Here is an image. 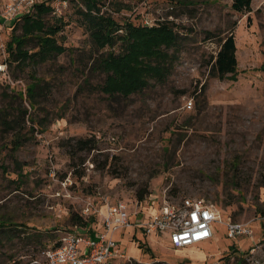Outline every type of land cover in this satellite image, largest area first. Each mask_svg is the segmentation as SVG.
Returning <instances> with one entry per match:
<instances>
[{
    "label": "rangeland",
    "instance_id": "1",
    "mask_svg": "<svg viewBox=\"0 0 264 264\" xmlns=\"http://www.w3.org/2000/svg\"><path fill=\"white\" fill-rule=\"evenodd\" d=\"M97 1L119 21L172 24L180 38L165 48L173 55L170 71L127 96L101 92L98 55L122 47L96 46L84 0L42 15L46 24L61 20L57 40L65 47L42 61L6 62L4 44L22 19L0 27V264H40L50 240L75 230L70 214L87 217V200L98 207L127 201L129 220L138 223L163 200L184 196L210 202L222 221L248 223L253 235L227 237L213 221L209 240L174 247L166 232L132 225L113 232L123 256L110 264H264V217L256 213L264 206V0H251L246 13L234 11L231 0ZM226 32L235 39L237 71L210 77ZM26 47L36 48L31 40ZM30 74L42 85L32 107L16 95ZM85 138L93 148L77 141ZM144 189L137 202L135 191Z\"/></svg>",
    "mask_w": 264,
    "mask_h": 264
},
{
    "label": "trees",
    "instance_id": "2",
    "mask_svg": "<svg viewBox=\"0 0 264 264\" xmlns=\"http://www.w3.org/2000/svg\"><path fill=\"white\" fill-rule=\"evenodd\" d=\"M84 3L85 10L82 11V17L96 46L102 48L120 41L122 47L119 52L107 51L98 55V65L105 72L102 83L96 85L101 92L107 96H127L131 92L144 88L149 79L155 81L165 79L173 58V55L168 54L165 48L177 46L180 38V32L172 24L164 21L151 25L135 23L131 20L119 21L101 12L97 0H84ZM34 6L36 7L34 17L29 14L30 11H27L6 24L13 27L19 19H22L20 32L12 34L4 44L7 51L6 62L16 61V65H25L28 62L45 60L65 49L57 40V33L63 27L61 20L58 24H46L43 20L42 15L51 11L50 4L42 0ZM230 7L236 12L246 13L251 10V0H231ZM249 18L247 15V23ZM205 35L206 38H210L215 34L206 32ZM29 40L33 41V46L36 47L32 51L26 47ZM236 68L235 39L231 32H226L218 39V48L209 61L207 72L210 77L224 79L234 75ZM30 76L32 80L25 84L24 93L18 90L16 95L21 99L25 96L29 107H32L37 93L42 90V85L38 82L39 78L33 77L32 74ZM26 112L24 108L21 114ZM28 118L32 120L30 116ZM77 141L82 144V147H94L91 138ZM147 192L146 189L136 190L137 202H140ZM256 213L264 217V206L256 207ZM69 219L75 227L85 229L86 233L91 231L92 227H89L91 218H83L81 214L72 212ZM4 226L5 222L0 221V227ZM57 238L50 242H56ZM231 245L228 247H232Z\"/></svg>",
    "mask_w": 264,
    "mask_h": 264
},
{
    "label": "built area",
    "instance_id": "3",
    "mask_svg": "<svg viewBox=\"0 0 264 264\" xmlns=\"http://www.w3.org/2000/svg\"><path fill=\"white\" fill-rule=\"evenodd\" d=\"M42 0H1L0 27L13 21L23 13L30 11L35 3ZM51 6L52 14L59 13V6L67 0H43ZM5 65L0 62V71ZM191 101L185 104L190 107ZM82 210L87 219L99 220L101 228L85 232L76 227L58 236L56 242H50L41 249L40 264H110V259L122 257L117 252L118 242L112 237L118 228L139 226L145 234L166 232L174 247L186 246L209 240L213 236L212 222L224 224L225 235H253V230L246 222L233 219L221 220L218 211L210 202L201 197L184 196L179 201L163 200L158 208L138 223H132L128 217V203L122 199L104 202L101 207L94 206L87 200ZM79 228V230H77Z\"/></svg>",
    "mask_w": 264,
    "mask_h": 264
},
{
    "label": "crops",
    "instance_id": "4",
    "mask_svg": "<svg viewBox=\"0 0 264 264\" xmlns=\"http://www.w3.org/2000/svg\"><path fill=\"white\" fill-rule=\"evenodd\" d=\"M143 218H144V217H143ZM143 218H142V219H143ZM142 219H141V220H142ZM92 223H93L92 228H91L92 231L101 228L99 220H94ZM48 244H49V243H48ZM46 245H47V244H46Z\"/></svg>",
    "mask_w": 264,
    "mask_h": 264
}]
</instances>
